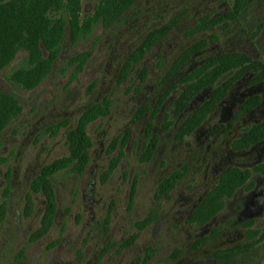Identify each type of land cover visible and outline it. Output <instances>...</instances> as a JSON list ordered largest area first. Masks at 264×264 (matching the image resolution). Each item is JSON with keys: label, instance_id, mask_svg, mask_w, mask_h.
<instances>
[{"label": "rangeland", "instance_id": "1", "mask_svg": "<svg viewBox=\"0 0 264 264\" xmlns=\"http://www.w3.org/2000/svg\"><path fill=\"white\" fill-rule=\"evenodd\" d=\"M100 4L101 0H65L62 11L52 16L68 24L76 8L86 20L94 17ZM232 6L233 0H138L110 29L95 22L77 41L67 38L52 74L38 88L27 90L12 80L17 71L30 66L26 51L21 50L0 72V91L13 94L23 107L0 137V158L7 160L0 168V209L8 203L0 227V264H96L103 254L100 264H132L149 249L154 255L148 264H264V242L232 262L217 256L218 251L247 245L264 234V175L255 172L264 163V138L249 148L235 147L249 130L264 124V81L254 83L258 72L246 70L201 91L184 82L224 52L241 53L264 64V0H252L229 29L191 34L200 18H216ZM178 15L184 16L180 26L134 68L127 83L118 85L130 53L149 33ZM201 41L207 47L168 77L179 56ZM85 52L93 56L74 78L77 65L70 62ZM144 69L148 73L142 81ZM227 81L232 86L217 109L195 132L183 135L187 122ZM107 96L114 102L111 114L88 128L93 148L87 169L82 175L67 170L53 177L58 201L55 226L31 242L45 207L44 197L33 194L34 214L25 215L32 182L45 166L68 155V132L90 105ZM185 98L191 100L178 112V103ZM251 100H258V105L243 112ZM64 120L70 121L69 128L49 136L48 129ZM126 133L124 160L103 183V174L119 153L117 149L109 154V147ZM153 142L154 153L145 159V150ZM234 167L250 170L254 187L246 186L227 199L223 211L209 223L192 224L196 207L220 175ZM178 175L184 178L158 202L161 184ZM147 219L149 226L121 251L120 245L139 233V224ZM248 232L259 234L251 237Z\"/></svg>", "mask_w": 264, "mask_h": 264}, {"label": "trees", "instance_id": "2", "mask_svg": "<svg viewBox=\"0 0 264 264\" xmlns=\"http://www.w3.org/2000/svg\"><path fill=\"white\" fill-rule=\"evenodd\" d=\"M138 0H101L100 7L93 18L82 20L76 8H72L68 24L62 18L53 17V14L62 11L65 0H0V72L10 66L18 53L23 50L29 55V67L17 71L12 80L15 84L27 90L38 88L42 82L48 78L59 60L60 47L68 38L72 42L77 41L83 34L92 30L95 22H102L105 29L113 27L137 2ZM252 0H233L232 9L216 18L202 17L198 24L191 30L192 35L205 33L215 28L229 29L242 15L245 9L251 4ZM184 16L178 15L168 23L149 33L144 41L130 53L123 63L118 75L117 84L127 83L134 68L140 65L150 51L165 40L182 23ZM207 42L201 41L189 49L185 50L171 67L168 77H173L188 63L198 52L207 47ZM93 56L90 52H85L75 56L71 64L77 65L76 78L84 71L86 65ZM255 71L259 76L254 83L264 81V64L251 60L248 56L237 52H224L214 56L208 62L193 71L185 79L192 89L201 91L208 86L215 85L220 79L235 72ZM147 69L140 73V78L144 81L147 77ZM232 86L231 82H226L223 89L215 94L214 98L204 107L198 110L183 128V135L195 132L208 116L214 112L219 103L223 100L226 90ZM95 86L90 88L93 91ZM191 100V99H190ZM188 98L178 103L181 112L184 104L190 101ZM113 100L110 96L105 97L101 102L90 105L81 115L75 128L70 129L67 134L69 147L68 155L55 160L50 165L45 166L34 179L31 185V194L27 196L25 215L31 217L35 211L33 194H41L45 199V207L39 229L34 233L31 242H37L48 235L53 227L58 214V201L53 177L63 171L71 170L74 174L82 175L90 163L93 142L88 135V128L101 118H106L111 114ZM258 100H251L246 103L243 112H251L257 105ZM183 104V105H182ZM23 111L20 101L11 93L0 91V137L10 126L12 121L19 117ZM69 120L61 121L48 129L51 137L58 136L61 131L68 129ZM128 133L119 138H115L111 145L109 154H113L119 149V153L110 163L108 171L102 176L103 183H106L121 166L125 157V146L127 144ZM183 137H181L182 139ZM264 138V124L253 127L236 143L237 150L249 148ZM155 142L149 144L145 150V159H150L154 153ZM7 160L0 158V168L6 164ZM257 174L264 175V163L255 167ZM184 178L178 175L173 180L161 184L157 201L166 198ZM252 172L238 167L230 168L223 172L215 187L203 198L194 210L191 223L205 225L214 217L221 213L225 207V201L231 199L244 187L253 188L251 182ZM136 189H133V196ZM7 197V196H6ZM7 201L0 209V227L2 226L7 214ZM114 204L109 211L106 219L107 225L111 222ZM264 208V198H263ZM150 224L147 219L139 224V233L120 245V250L128 249L140 236L141 231ZM249 228L252 227L248 223ZM251 237H257L259 233L248 232ZM254 239V238H253ZM264 242V234L251 243L232 247L217 252V256L228 262L235 258L247 254ZM154 251L149 249L143 257L136 259L132 264H148L151 262ZM105 254L97 261L100 264Z\"/></svg>", "mask_w": 264, "mask_h": 264}]
</instances>
